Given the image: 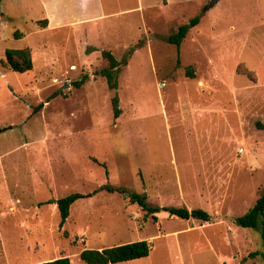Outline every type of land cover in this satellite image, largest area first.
I'll list each match as a JSON object with an SVG mask.
<instances>
[{
    "label": "rangeland",
    "instance_id": "rangeland-1",
    "mask_svg": "<svg viewBox=\"0 0 264 264\" xmlns=\"http://www.w3.org/2000/svg\"><path fill=\"white\" fill-rule=\"evenodd\" d=\"M101 1L55 0L61 28L43 0L0 2V264H86V248L138 240L150 255L117 264H264L248 258L261 231L235 223L264 187V0ZM183 24L178 50L165 38ZM24 47L34 68L19 73L6 50ZM103 50L122 62L117 91ZM105 185L212 220L150 214ZM77 192L61 226L54 200Z\"/></svg>",
    "mask_w": 264,
    "mask_h": 264
},
{
    "label": "trees",
    "instance_id": "trees-1",
    "mask_svg": "<svg viewBox=\"0 0 264 264\" xmlns=\"http://www.w3.org/2000/svg\"><path fill=\"white\" fill-rule=\"evenodd\" d=\"M199 22L200 18L196 17L190 21V25L196 26L199 24ZM43 23L44 27H46L48 20H43ZM188 31L189 24H183L179 26L175 33L167 36L165 40L168 43L176 45L178 50H180L181 44L184 38L187 36ZM91 51L94 50L91 49L89 52ZM102 57L106 60V65L99 71V73L101 76L106 78L109 88L111 90L117 91L119 87V68L122 62L119 61L110 50H103ZM6 60L10 67L19 73H25L33 70L34 68L33 55L31 48L29 47L7 49ZM187 75L191 78L195 77L192 67L188 68ZM86 80L87 76H84L81 80L75 82V86L81 87L86 82ZM112 104L114 116L118 118L121 113V109L119 108V96L117 93L112 99ZM101 189H104L109 193L118 192L125 194L132 203L139 204L146 212L150 214H155L156 212L164 210L173 216H177L186 220L198 219L202 222H210L212 220V215L207 210L202 208L190 210L187 207L154 206L147 201L146 194H140L133 191L130 192L121 187H114L112 185H105ZM84 197L85 195L83 193L77 192L57 200V206L61 216V226H63L68 219L71 206L76 201ZM235 223L244 228H254L260 230L264 245V187L255 204L245 214L236 217ZM151 250L152 247L147 240H138L111 247H104L101 249L86 248L80 253V258L86 264H117L148 257L151 253ZM258 256L264 259V248L263 250L249 253L248 258H255ZM244 260H246V258H244ZM38 264H71V261L69 258H59Z\"/></svg>",
    "mask_w": 264,
    "mask_h": 264
},
{
    "label": "crops",
    "instance_id": "crops-1",
    "mask_svg": "<svg viewBox=\"0 0 264 264\" xmlns=\"http://www.w3.org/2000/svg\"><path fill=\"white\" fill-rule=\"evenodd\" d=\"M86 1H89V0H85V1L84 0H80V2H82V4H84V2H86ZM96 1L98 2L99 9L102 12V10H103V3H102V1L101 0H96ZM43 2H44L43 3L44 10H46V12H47L45 15L49 19V28H52L54 26H59V28L65 27L66 24L72 22V21H70L72 16H69V17L65 16V14H68V11H64V13H63V17L64 18L62 17V19H63L62 20L61 19V15L59 16V14H57V11L53 10V9H55L54 8L55 7V0H43ZM52 6H53V9H52ZM82 7H84V5ZM84 8H82V10H84ZM49 9H52V11L51 10L48 11ZM81 17H79V18H81L79 20H83V21H79V22L74 23V26L75 27H77L78 25H84V24L87 25L88 23H92V22L96 21V19H97V17L95 19H91V17H88V16H81ZM92 18H94V17H92ZM53 19H57L58 21L56 20L54 22Z\"/></svg>",
    "mask_w": 264,
    "mask_h": 264
},
{
    "label": "water",
    "instance_id": "water-1",
    "mask_svg": "<svg viewBox=\"0 0 264 264\" xmlns=\"http://www.w3.org/2000/svg\"><path fill=\"white\" fill-rule=\"evenodd\" d=\"M219 0H210V2L206 5L204 12L215 6V4L218 3ZM55 203H57V200H54Z\"/></svg>",
    "mask_w": 264,
    "mask_h": 264
}]
</instances>
